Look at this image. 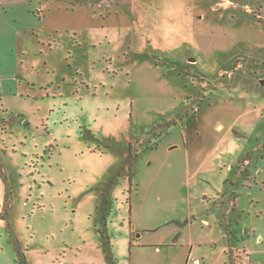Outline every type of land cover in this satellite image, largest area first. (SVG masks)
I'll use <instances>...</instances> for the list:
<instances>
[{"label":"rangeland","instance_id":"obj_1","mask_svg":"<svg viewBox=\"0 0 264 264\" xmlns=\"http://www.w3.org/2000/svg\"><path fill=\"white\" fill-rule=\"evenodd\" d=\"M196 257L264 264V0H0V264Z\"/></svg>","mask_w":264,"mask_h":264},{"label":"crops","instance_id":"obj_2","mask_svg":"<svg viewBox=\"0 0 264 264\" xmlns=\"http://www.w3.org/2000/svg\"><path fill=\"white\" fill-rule=\"evenodd\" d=\"M130 223V222H129ZM123 225H124V223H122ZM128 225V224H127ZM128 227L130 228V226L128 225ZM130 229H134V228H130ZM181 236V235H180ZM112 243V242H111ZM113 248H114V245H113ZM132 248V247H131ZM131 248H130V250H131ZM156 250L157 251H161V248H160V245H156ZM190 251H191V253H192V251H193V247H192V245H191V249H190ZM227 252V251H226ZM201 261H202V258H199V257H196L195 259H194V263H196V264H199V263H201ZM188 264V263H187Z\"/></svg>","mask_w":264,"mask_h":264},{"label":"trees","instance_id":"obj_3","mask_svg":"<svg viewBox=\"0 0 264 264\" xmlns=\"http://www.w3.org/2000/svg\"><path fill=\"white\" fill-rule=\"evenodd\" d=\"M132 160H133V157L132 156H130L129 157V165H128V167H129V176H130V182H132V177H133V171H132ZM109 239V238H108ZM109 242H110V240H109ZM111 243V242H110ZM106 245V247L108 246L107 244H105ZM110 254H111V251L108 253V257H110Z\"/></svg>","mask_w":264,"mask_h":264}]
</instances>
